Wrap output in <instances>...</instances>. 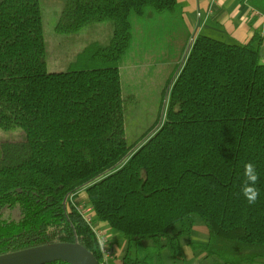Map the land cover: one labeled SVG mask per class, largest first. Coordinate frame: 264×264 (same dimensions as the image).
<instances>
[{
    "label": "trees",
    "instance_id": "obj_1",
    "mask_svg": "<svg viewBox=\"0 0 264 264\" xmlns=\"http://www.w3.org/2000/svg\"><path fill=\"white\" fill-rule=\"evenodd\" d=\"M50 17L41 0H0V129L26 133L0 143V255L78 242L103 264L85 192L127 241L123 264H177L185 242L213 264H264V36L191 41L177 0H65ZM168 58L156 116L130 140L126 69Z\"/></svg>",
    "mask_w": 264,
    "mask_h": 264
},
{
    "label": "crops",
    "instance_id": "obj_2",
    "mask_svg": "<svg viewBox=\"0 0 264 264\" xmlns=\"http://www.w3.org/2000/svg\"><path fill=\"white\" fill-rule=\"evenodd\" d=\"M181 16L192 36L198 33L225 39L229 42L247 43L257 32L264 36V13L256 9L250 0H177ZM105 229L112 251L108 264H123L122 255L127 241L120 234ZM193 237L207 238L205 226L195 227ZM184 260L177 264H213L212 258L197 256L192 247L183 245ZM141 256L144 254L141 251Z\"/></svg>",
    "mask_w": 264,
    "mask_h": 264
},
{
    "label": "rangeland",
    "instance_id": "obj_3",
    "mask_svg": "<svg viewBox=\"0 0 264 264\" xmlns=\"http://www.w3.org/2000/svg\"><path fill=\"white\" fill-rule=\"evenodd\" d=\"M64 2L65 0H41L43 8L47 9L48 13L51 15L48 21L49 25L47 24V26L53 27L54 21H56V13L63 6ZM175 49L178 50V47H173L171 49V47L168 48L164 46L163 50L166 56H170L174 55ZM71 51L72 49L70 47L67 53H71ZM170 59L171 58H168V61L163 64H141L136 68L131 67L126 69L130 71L127 76L126 91L136 95L135 102L129 104L127 112V134L130 140L136 138L139 133L143 132L156 116L160 98L165 87L164 82L171 69V65L168 64ZM25 138L26 133L23 129H0V143L7 140L14 141ZM86 199L87 196L85 192H81L76 198L78 203H85ZM199 225L204 226L200 219H198L195 227ZM120 235L123 237L122 234Z\"/></svg>",
    "mask_w": 264,
    "mask_h": 264
},
{
    "label": "water",
    "instance_id": "obj_4",
    "mask_svg": "<svg viewBox=\"0 0 264 264\" xmlns=\"http://www.w3.org/2000/svg\"><path fill=\"white\" fill-rule=\"evenodd\" d=\"M59 260L70 264H99L93 252L78 242H55L0 255V264H46Z\"/></svg>",
    "mask_w": 264,
    "mask_h": 264
},
{
    "label": "built area",
    "instance_id": "obj_5",
    "mask_svg": "<svg viewBox=\"0 0 264 264\" xmlns=\"http://www.w3.org/2000/svg\"><path fill=\"white\" fill-rule=\"evenodd\" d=\"M195 36L196 35L192 36L191 41L194 40ZM75 206L84 220L92 227L102 253L103 264H108V259L112 257L109 235L106 233L105 229L95 223L93 209L90 205L77 203Z\"/></svg>",
    "mask_w": 264,
    "mask_h": 264
},
{
    "label": "clouds",
    "instance_id": "obj_6",
    "mask_svg": "<svg viewBox=\"0 0 264 264\" xmlns=\"http://www.w3.org/2000/svg\"><path fill=\"white\" fill-rule=\"evenodd\" d=\"M259 62L264 63V59H261ZM243 176L244 180L240 189L241 193L249 204H255L260 197V190L257 187L259 173L256 165L250 161L246 162L244 164Z\"/></svg>",
    "mask_w": 264,
    "mask_h": 264
}]
</instances>
